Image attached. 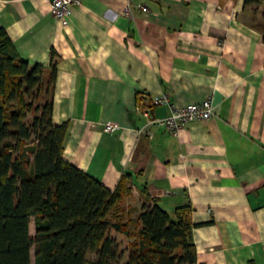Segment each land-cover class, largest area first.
<instances>
[{"label":"crops","instance_id":"0c3cea01","mask_svg":"<svg viewBox=\"0 0 264 264\" xmlns=\"http://www.w3.org/2000/svg\"><path fill=\"white\" fill-rule=\"evenodd\" d=\"M79 1L63 22L49 0H0L24 59L49 76L54 52L65 159L111 190L124 179L134 217L190 206L196 264H264V1ZM205 99L214 115L178 135L146 125L143 110Z\"/></svg>","mask_w":264,"mask_h":264},{"label":"trees","instance_id":"16d2710c","mask_svg":"<svg viewBox=\"0 0 264 264\" xmlns=\"http://www.w3.org/2000/svg\"><path fill=\"white\" fill-rule=\"evenodd\" d=\"M54 57L46 76L0 29V264H88L91 253L94 264H196L190 206L171 216L152 199L134 217L124 179L111 190L65 159L68 124L53 120Z\"/></svg>","mask_w":264,"mask_h":264},{"label":"built area","instance_id":"2783aa9c","mask_svg":"<svg viewBox=\"0 0 264 264\" xmlns=\"http://www.w3.org/2000/svg\"><path fill=\"white\" fill-rule=\"evenodd\" d=\"M51 11L57 20L66 22L73 14V9L80 5L79 0H49ZM169 98L165 95L155 97L153 104L166 105ZM147 119L146 125L162 128L173 135H178L189 124L210 119L214 115V108L211 99H205L200 103L188 104L181 108H175L170 115L162 118L154 117L150 110H143ZM118 125L113 122H106L103 131L113 133Z\"/></svg>","mask_w":264,"mask_h":264},{"label":"rangeland","instance_id":"374dc122","mask_svg":"<svg viewBox=\"0 0 264 264\" xmlns=\"http://www.w3.org/2000/svg\"><path fill=\"white\" fill-rule=\"evenodd\" d=\"M124 206H126L125 203H124ZM111 219L113 220V215L111 216ZM30 232H31V235L34 237V235H35V225H34V221H33V220H32V222H31V224H30ZM110 235H111L112 237H113V236H114V237H117V239H118V236L121 237V238H120L121 240H119V239H118V240L120 241L122 247H124V246L127 245L128 241H127V240H124V238H123L122 236L118 235V233L114 232L113 229H111V231H110ZM31 255H32V260H33V262H34V257H35L34 248H32V250H31ZM96 259H97V257H96V255H95V253H91V254L89 255V261H88L89 263H88V264H94Z\"/></svg>","mask_w":264,"mask_h":264}]
</instances>
